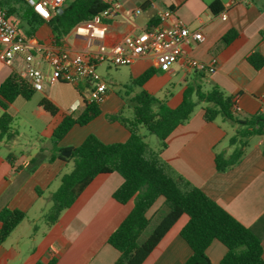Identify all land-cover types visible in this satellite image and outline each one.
<instances>
[{
    "label": "crops",
    "instance_id": "1",
    "mask_svg": "<svg viewBox=\"0 0 264 264\" xmlns=\"http://www.w3.org/2000/svg\"><path fill=\"white\" fill-rule=\"evenodd\" d=\"M146 1L120 0V12L104 21L107 46L121 42L127 35L147 30L151 20L152 28H156L170 26L175 19H180L190 31L203 36L200 43L185 47L186 56L203 63L215 58L216 70L212 74L201 75L180 61L171 65L169 71L163 72L156 68L151 56L141 57L129 66L105 63L107 74L114 66L112 77L119 87L155 69L156 73L143 84L142 89L165 101L169 108L174 109L181 103L188 84L200 85L204 90L214 84L227 95L235 97L237 113L242 117L264 114V67L255 70L247 62V57L253 52L264 57V36L261 35L264 33V0H243L235 5H230L227 0H158L154 2L155 8L148 6ZM213 5L220 7V12L213 13ZM165 9H172L173 16L161 22L156 14ZM222 15L225 16L224 20L221 19ZM155 16L157 20H153ZM10 20L26 36L29 30L26 23L15 15ZM230 32L235 34L233 39L226 45L220 44L221 39ZM31 37H35L40 44L55 45L51 31L45 24ZM61 44L73 52L94 48L71 32ZM12 72L11 68L0 62V85ZM76 87H79L81 94ZM107 87V95L99 104L100 115L84 126H73L57 148L77 147L88 135L96 136L105 144L122 143L128 139L129 133L123 126L107 121L109 115L121 111L123 104L108 84ZM134 95L131 94L130 98ZM43 98L59 109L58 114L48 122L44 121L45 113H35ZM90 99L89 88L84 83L78 86L46 84L43 91L35 92L27 100L34 101L31 110L34 121H30L29 128L38 136L51 139L63 113L81 108L83 101ZM25 101L21 97L16 98L9 105V112L14 105L23 106L22 102ZM38 124L42 127L39 128ZM227 138L228 132L217 119L212 123L203 120L201 107L198 111L194 110L188 122L171 133L164 149H160L158 143L154 150L177 173L239 223L259 235L264 249V137L250 138L241 160L230 170L217 172L215 156L227 155L231 150L226 146ZM1 146L4 143H0ZM34 147L31 153L20 156L10 152L6 145L7 152L0 151V210L8 208L25 213L24 220L0 245V264H48L52 260L55 264H114L119 253L107 243V239L133 207L132 200L122 205L112 198L113 192L122 184V178L117 173L96 176L75 202L60 214L58 220L48 225L44 210L38 208L42 196L36 195L35 190L44 183H50V177L55 175L53 168L57 170L67 162L57 156L51 141ZM40 150L46 154L43 164L49 167L41 164L34 172L27 173L30 160ZM8 154L12 155L11 162L6 160ZM165 214L163 199L159 198L147 213L150 223L138 239V244L144 242ZM39 219L42 220L41 225ZM186 222L187 217L182 215L142 264H183L191 255V249L180 237ZM225 253L226 248L217 241H213L206 250L211 264H218Z\"/></svg>",
    "mask_w": 264,
    "mask_h": 264
},
{
    "label": "trees",
    "instance_id": "2",
    "mask_svg": "<svg viewBox=\"0 0 264 264\" xmlns=\"http://www.w3.org/2000/svg\"><path fill=\"white\" fill-rule=\"evenodd\" d=\"M156 1L146 2L149 6ZM0 8L9 19L15 15L26 23L29 28L27 37L33 36L41 25H47L53 43L59 46L76 25L90 20L106 6L100 0H68L61 12L48 20L37 15L25 0H0ZM211 10L218 13L220 7L215 8L213 5ZM153 20H157V17ZM148 29H152V20ZM261 35L264 36V33ZM234 36L233 32L228 33L220 44H228ZM247 62L255 70L264 67V57L258 52L251 53ZM155 73V69H150L123 86L129 92L135 88L139 90L131 98V117L126 118L121 112L107 117V121L117 122L128 131L129 137L125 142L105 144L96 136L88 135L77 147L59 149L57 144L73 126L88 124L101 111L98 103L84 100L81 108L63 113L50 141L57 156L65 162L72 161L73 167L61 176L59 187L51 194L52 204L45 221L48 225L54 224L96 176L117 173L122 178V184L113 192L112 198L122 205L132 200L133 207L107 239V243L119 253L114 264H142L182 215L187 217V222L180 231V237L191 249L190 257L183 264H211L206 250L213 241L226 248L218 264H264L261 237L177 173L139 134L140 129L144 128L157 138L160 149H164L171 133L189 121L198 104H203L205 122L212 123L221 118L236 126L228 141L231 149L229 154H217L214 160L216 171L225 172L241 160L250 138L264 137V114L239 118L234 110L235 97L227 95L214 84L207 90L200 85L188 84L181 103L174 109L169 108L165 101L142 89L143 84ZM76 91L81 94L79 87H76ZM34 93L29 84L15 72L0 85V143H11L17 136L12 126L15 116L9 112V105L18 97L29 100ZM39 112L45 113L44 121L48 122L58 114L59 109L43 98L35 110V113ZM62 152H70V156L65 158ZM11 157L8 154L6 160L11 162ZM44 158L43 150H40L30 160L26 172H34ZM159 198L163 199L166 214L144 242L138 244V239L150 223L147 213ZM24 218L25 213L22 211L8 208L0 210V245ZM48 264H55V261Z\"/></svg>",
    "mask_w": 264,
    "mask_h": 264
},
{
    "label": "built area",
    "instance_id": "3",
    "mask_svg": "<svg viewBox=\"0 0 264 264\" xmlns=\"http://www.w3.org/2000/svg\"><path fill=\"white\" fill-rule=\"evenodd\" d=\"M34 12L48 20L61 12L68 0H25ZM106 8L90 20L76 25L71 33L86 41L93 49L73 52L61 45L40 44L35 37L23 35L5 11L0 8V62L11 68L25 80L35 92H41L46 84H86L91 94V101L101 104L108 91L106 82L96 73L97 66L111 63L115 66H129L135 60L151 56L156 68L169 71L171 65L180 61L190 69L204 74L216 70L217 60L208 63L190 59L185 47L200 43L203 36L190 31L180 20L175 19L170 26L144 30L138 34L127 35L121 42L107 46L105 38L107 27L105 20L110 19L121 10L120 0H100ZM230 5L243 0H227ZM155 8V3L149 5ZM161 22L172 18V11H157ZM222 20L225 16L222 15ZM234 110L237 112L236 106Z\"/></svg>",
    "mask_w": 264,
    "mask_h": 264
},
{
    "label": "rangeland",
    "instance_id": "4",
    "mask_svg": "<svg viewBox=\"0 0 264 264\" xmlns=\"http://www.w3.org/2000/svg\"><path fill=\"white\" fill-rule=\"evenodd\" d=\"M115 72L114 66L109 71V74L105 71V63L98 66L96 73L97 75L102 78L107 84L110 86V89L113 91L115 96H118L123 101V104L121 106V113L124 117L129 118L132 115V103H131V94L137 93L139 90L138 88L133 89L131 92L127 91L124 87H119L115 80L113 79L112 75ZM128 95V96H127ZM161 96V95H160ZM23 106L20 105H14L11 113L15 115V119L13 121V128L16 129L18 132V136L14 141L11 143L4 144V146L0 147L1 152H7L5 149V145L8 146L9 151L13 154L20 156V154H29L32 152V150L35 148V146H43L44 143L50 142V139L44 136H38L37 133L29 128V123L32 119V107L34 105V101L29 102L25 101ZM203 104H198L195 108V111H198ZM237 116L241 118L242 116L237 113ZM34 121V120H33ZM217 121L219 124H221L225 130L228 132V138L226 140V146L229 147L228 141L229 138L234 134L235 129L234 127L227 121H222L221 118H217ZM39 128H41V124H38ZM139 134L143 137V140L152 148L156 149L157 144L159 141L157 138L150 134L147 130L144 128H141L139 131ZM44 157H46V154H44ZM43 164V161L39 164V166ZM45 167H49L48 164H43ZM42 166V165H41ZM54 167V166H53ZM52 167V168H53ZM73 167L72 161L67 162L65 164H62V166L55 170V168L51 169L53 170V176L50 177L49 182L50 183H44L38 187V189L35 190L36 195H41L42 198L39 202L38 208H41L44 210V214L46 215L51 207V194L55 192V190L59 187L60 184V178L64 174H67L71 171ZM56 172L58 174H56ZM33 216V213L31 214ZM31 215L28 217L31 218ZM42 224V220L39 219V225Z\"/></svg>",
    "mask_w": 264,
    "mask_h": 264
},
{
    "label": "water",
    "instance_id": "5",
    "mask_svg": "<svg viewBox=\"0 0 264 264\" xmlns=\"http://www.w3.org/2000/svg\"><path fill=\"white\" fill-rule=\"evenodd\" d=\"M61 155L65 158H68L70 156V152H62Z\"/></svg>",
    "mask_w": 264,
    "mask_h": 264
}]
</instances>
